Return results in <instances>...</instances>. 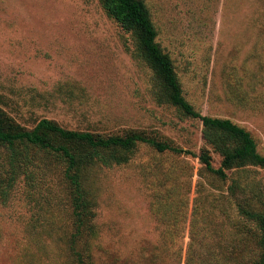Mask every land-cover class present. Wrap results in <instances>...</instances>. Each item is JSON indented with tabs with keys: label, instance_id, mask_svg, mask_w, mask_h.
Here are the masks:
<instances>
[{
	"label": "rangeland",
	"instance_id": "374dc122",
	"mask_svg": "<svg viewBox=\"0 0 264 264\" xmlns=\"http://www.w3.org/2000/svg\"><path fill=\"white\" fill-rule=\"evenodd\" d=\"M182 95L201 115L231 120L264 155V0H141ZM0 108L30 129L39 120L102 136L139 132L185 151L139 145L121 166L85 172L92 221L75 239L65 163L32 152L0 194V264H183L195 209L194 264L243 245L232 179L264 206V171L206 172L203 126L173 106L135 36L98 0H0ZM30 175L32 176L30 179ZM10 169L0 148V186ZM175 244H172V242ZM247 247L258 254L256 239ZM182 248V256H174Z\"/></svg>",
	"mask_w": 264,
	"mask_h": 264
},
{
	"label": "trees",
	"instance_id": "16d2710c",
	"mask_svg": "<svg viewBox=\"0 0 264 264\" xmlns=\"http://www.w3.org/2000/svg\"><path fill=\"white\" fill-rule=\"evenodd\" d=\"M98 1L110 18L136 37L147 62L157 73L168 101L184 115L202 123L205 142L221 156L220 166L214 168L209 150L201 149L198 159L206 172L224 180L228 178V171L245 172L249 166L264 171V155L257 151L255 141L248 131L229 119L201 115L185 100L173 64L156 42L157 32L144 3L141 0ZM139 145H147L158 153L170 151L174 154H193L139 132L102 136L67 130L48 119H41L32 128L26 129L0 108V148L5 150L10 169V177L6 184L0 186V194L5 197L13 185L14 177L20 172L27 174L28 167L33 164L30 156L32 152L55 154L66 165L64 176L72 190V213L76 230L74 238H80L83 230L91 223L93 213L92 202L83 185L85 172L97 164L105 167L127 164ZM246 191L245 186H240L232 179L228 192L236 198V231L243 247L226 254L212 248L207 252V260L201 264H264V206L256 209L254 200L257 196L247 194ZM191 216V231L183 264H194L192 228L195 209ZM251 238L256 239L257 255H253V251L247 247ZM172 244H175L174 240ZM178 251L173 255L182 256V248H177ZM75 255L79 264H85L80 252H75Z\"/></svg>",
	"mask_w": 264,
	"mask_h": 264
}]
</instances>
